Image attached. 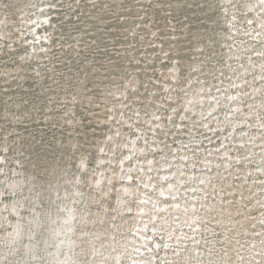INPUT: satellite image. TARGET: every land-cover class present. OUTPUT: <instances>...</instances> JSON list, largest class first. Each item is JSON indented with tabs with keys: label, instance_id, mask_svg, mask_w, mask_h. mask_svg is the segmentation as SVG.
<instances>
[{
	"label": "rangeland",
	"instance_id": "obj_1",
	"mask_svg": "<svg viewBox=\"0 0 264 264\" xmlns=\"http://www.w3.org/2000/svg\"><path fill=\"white\" fill-rule=\"evenodd\" d=\"M0 264H264V0H0Z\"/></svg>",
	"mask_w": 264,
	"mask_h": 264
}]
</instances>
